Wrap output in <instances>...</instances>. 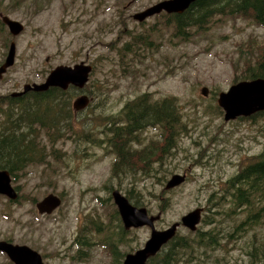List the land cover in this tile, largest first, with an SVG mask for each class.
Masks as SVG:
<instances>
[{"label": "rangeland", "instance_id": "obj_1", "mask_svg": "<svg viewBox=\"0 0 264 264\" xmlns=\"http://www.w3.org/2000/svg\"><path fill=\"white\" fill-rule=\"evenodd\" d=\"M158 1L0 0V19L8 16L23 27L12 35L2 21L0 66L5 62L11 42L15 44V56L13 64L0 75V95H6L0 107L9 109L10 104L1 103H7V95L22 90L24 84L40 85L57 66H73L83 61L93 66L86 87L96 95L88 113L84 109L77 115L80 123L92 130L100 129L103 116L118 115L141 92H151L148 96L152 102L166 95L178 96V110L181 109L182 124H185L184 128L175 130L178 135L176 141L174 138L172 155L164 152L170 147H161L163 137L156 136L162 132L158 127L142 130V143L154 140L148 162L151 172L156 170V177L145 178L136 171L134 177L128 175L120 183L110 177L114 157L85 156L84 148L90 153H102L86 142L79 145L77 154H72L76 145L71 138H66L58 144L67 151L64 163L51 160L48 164L27 168L28 172L19 180L16 201L20 203H7L0 197V240L8 239L36 249L45 264H112L111 255L96 244L86 248L85 261L72 259V255L78 253L75 252L77 230L86 221L93 218L103 226L107 223L105 232L102 226L103 233L117 231L112 190L124 194V188L131 185L150 190L152 195L144 192L140 200L150 214L161 213L155 227L163 229L179 221L181 215L197 207L205 208L208 197L220 194L225 181L241 164L264 148V120L254 116L237 120L238 116L225 121L223 111L217 110L216 100L211 97L213 91L218 94L227 90L237 72L264 54V27L243 16L215 15L210 27L189 32L187 41L175 37L169 42L170 28L161 26L155 32L156 38L161 40L150 44V48L139 47L135 53H122L120 48L131 33L144 30L141 25H148L156 16L138 22L133 14ZM161 13L157 15L162 16ZM234 66L238 70H234ZM253 66L254 63L250 64ZM203 86L208 88L206 96L201 94ZM80 91L72 89L71 103ZM100 115L98 119H91ZM4 117L0 113L2 123ZM132 147L139 149L142 145L136 143ZM161 155L162 162L156 161ZM173 173H184L186 179L179 186L165 190ZM16 183L12 185L16 187ZM49 193L62 195L63 199L57 209L44 215L38 212L35 202ZM209 207L216 212L213 204ZM254 214L261 217V223L255 224L247 234L234 231L233 237L230 236L233 222L226 219L220 227L221 242L215 249L211 251L212 247L207 246L200 250L197 261L189 256L184 259L178 256L176 264L256 263L259 259L256 247L262 246L264 254V213L256 210ZM92 231L87 232L89 241L94 243L95 237L102 239L101 234ZM127 232L128 243L140 248L149 238L150 228L141 226ZM177 234L192 235L183 226L177 228ZM0 264H8L1 255ZM259 264H264V259Z\"/></svg>", "mask_w": 264, "mask_h": 264}, {"label": "trees", "instance_id": "obj_2", "mask_svg": "<svg viewBox=\"0 0 264 264\" xmlns=\"http://www.w3.org/2000/svg\"><path fill=\"white\" fill-rule=\"evenodd\" d=\"M215 15L220 17L243 16L249 18L256 25L264 27V0H196L182 13L156 15L148 25H141L144 30L132 32L129 40L124 42L120 49L122 53L128 51L135 53L139 47L150 48V44L154 45L161 40L155 36V32L161 29V26L170 28L169 42L175 37L187 41L189 32H199L210 27L211 18ZM157 16L161 18H157ZM2 24L0 19V31L3 30ZM253 63L254 66L250 67V64ZM244 67L243 71H239L240 73L237 72L233 76L232 82L264 78V54L249 61ZM233 69L238 70L237 66H234ZM72 89L77 88L70 85L67 89L50 87L46 91H31L21 96L7 95V103H1L2 105L10 104V108L0 107V113L5 116L4 123L0 121V169L9 171L12 182H18L16 188L19 189V180L26 175L28 167L45 165L51 160L64 163L67 151L58 144L66 138H71L76 145L72 154H77L80 151L79 145L86 142L93 145L96 150H102V153L98 151L90 153L84 148L85 156L92 154L96 157L109 155L114 157L110 168V177L118 179L119 183L128 175L134 177L136 171H139L145 178L156 177L154 174L156 170L151 172L148 162L154 140L152 139L147 144L142 143L143 134L140 136V132L146 128L157 129L158 127L162 132L156 136L163 137L161 147L163 148L165 145L170 147L164 152L172 155L174 150L171 148H175L174 138L176 141L178 135L175 130L178 127H185L181 120L182 111L178 110V96L166 95L152 102L148 96L151 92H142L136 100L128 102L118 115L91 116L93 120L102 117L101 128L92 130L90 126L80 123L77 119V115L81 111L74 110L71 105L70 99L74 95ZM86 91L95 97L94 91L87 87ZM211 94V97L216 100V92L213 91ZM5 97L6 95H0V101L2 102ZM216 108L222 112L217 104ZM88 109L89 106L85 109L86 113H88ZM252 116L264 120V110L258 111ZM237 120H246V118L239 117ZM136 143H140L142 147L133 148L132 145ZM155 160L162 162L163 156L161 155V158H155ZM225 183L226 186L220 194H211L212 199L208 201V204L214 205L222 197H225L229 199V202H224L226 206L221 204L215 206L221 209L214 212L213 219L202 218L203 225L197 227L195 232H190L191 236L176 234L177 238L174 237L175 239L170 241V246L157 254L159 260H164L162 263L160 261V264H176L178 256L183 259L185 256H189L197 261V254L201 252L200 250H205L207 246L212 247L211 251L215 249L221 242L220 227L226 219L233 222V233L230 234L232 237L234 231L236 234H247L255 224L261 223V217L252 215V213L256 210L264 213V148L242 163ZM118 187L122 189L120 184ZM144 192L152 195V192L143 186L135 188L131 185L124 188V195L135 206L145 205L140 200ZM216 199L217 201L214 202ZM20 202V200L17 201V203ZM113 214L118 221V229L111 234L103 233L102 222L93 218L78 229L75 239L77 258L86 259V248L88 250V246L96 244L111 255L112 264H121L128 251L137 249L138 245L132 247L128 243V229L124 228L116 209ZM105 224L104 232L108 228ZM91 230L101 234L102 239L95 237L94 243L89 241L87 232H91ZM117 244L118 250H116ZM251 244L254 246L253 241ZM122 246L128 247V249L122 250ZM193 253L196 255L193 256ZM255 254L257 258H260L261 255V259H264L262 246L256 247ZM152 259H155V256Z\"/></svg>", "mask_w": 264, "mask_h": 264}, {"label": "water", "instance_id": "obj_3", "mask_svg": "<svg viewBox=\"0 0 264 264\" xmlns=\"http://www.w3.org/2000/svg\"><path fill=\"white\" fill-rule=\"evenodd\" d=\"M196 0H161L146 9L133 14V18L142 22L146 17L157 14L161 11L167 13H182L191 3ZM2 21L8 26L12 35L18 34L23 30L22 25L8 16H2ZM15 55V44L11 42L5 62L0 66V75L6 71V68L13 64ZM92 67L84 62H79L73 66L60 65L51 71L47 79L40 85H25L21 92L29 90L45 91L49 87H60L66 89L73 85L83 89L88 81L89 73ZM208 88L203 86L201 94L206 96ZM14 95V94H13ZM90 97L86 94L77 96L72 106L75 110H81L87 106ZM217 105L222 109L224 120H233L238 116H249L254 112L264 109V78L258 77L253 79L240 80L232 83L227 90L220 91L217 94ZM186 179L184 173H173L167 180L164 189L170 190L182 184ZM0 193L14 200L17 193L10 184V175L8 170H0ZM113 202L124 228H136L147 226L150 228L149 238L144 242L142 247L134 252L124 255L121 264H151L148 260L154 256L159 249L166 244L175 234L177 228L181 225L191 231L196 230L201 220V209L199 207L191 210L180 217L179 221L172 223L164 229H157L155 221L160 218V214L152 215L144 206L133 205L126 196L119 190L112 191ZM61 204V198L53 193L47 194L42 200L35 203L36 209L41 214H51ZM0 250L6 252L15 264H43L41 255L27 245L14 244L5 240H0Z\"/></svg>", "mask_w": 264, "mask_h": 264}, {"label": "flooded vegetation", "instance_id": "obj_4", "mask_svg": "<svg viewBox=\"0 0 264 264\" xmlns=\"http://www.w3.org/2000/svg\"><path fill=\"white\" fill-rule=\"evenodd\" d=\"M92 68H93V66H92ZM210 199H212V195H210V197H208V199H207V204H206V207L204 208V207H199L200 209H201V222L198 224V226H202L203 224H202V218H204V217H208V218H212L213 216H214V212H212L211 211V209H210V207H209V204H208V200H210ZM224 202H229V199L228 198H225V197H222V199H220L217 203H215L214 205H213V207H212V209L213 210H215V211H218V210H220L218 207H215V206H218L219 204H221V205H225V203ZM226 206V205H225ZM206 211H209V212H211V214H208ZM213 219V218H212ZM210 226V225H209ZM181 226H179L178 228H180ZM205 230H206V228H204ZM185 231H187V230H185ZM195 232V231H194ZM176 236V235H175ZM174 236V237H175ZM176 238V237H175ZM174 238V239H175ZM173 239V240H174ZM6 241H8V242H11V240H8V239H6ZM13 243V242H12ZM170 240L163 246V249L162 250H160L159 252H157V254H160L161 253V251H163V250H165V249H167L169 246H170ZM221 247H223V245L221 246ZM34 249V248H33ZM36 250V249H35ZM77 251V248H76V250H75V252ZM78 252V251H77ZM40 253V252H39ZM253 254V253H252ZM0 255L1 256H3L5 259H6V261L8 262V264L10 263V264H14V262L10 259V257L4 252V251H1L0 250ZM40 255H41V258H42V261H43V256H42V254L40 253ZM72 259H75V260H81V259H83V258H77L76 257V254H73L72 255ZM263 259H261V256H260V258L259 259H257V261H256V263H253V264H259L261 261H262ZM164 260L162 259V261H161V263L163 262ZM43 264H45V262L43 261ZM152 264H160V260H159V257H157V255H155V259H152Z\"/></svg>", "mask_w": 264, "mask_h": 264}, {"label": "bare ground", "instance_id": "obj_5", "mask_svg": "<svg viewBox=\"0 0 264 264\" xmlns=\"http://www.w3.org/2000/svg\"><path fill=\"white\" fill-rule=\"evenodd\" d=\"M234 218V217H233Z\"/></svg>", "mask_w": 264, "mask_h": 264}]
</instances>
